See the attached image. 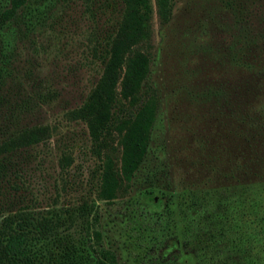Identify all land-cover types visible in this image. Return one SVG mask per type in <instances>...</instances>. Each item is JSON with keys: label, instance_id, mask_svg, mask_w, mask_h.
Returning a JSON list of instances; mask_svg holds the SVG:
<instances>
[{"label": "rangeland", "instance_id": "rangeland-1", "mask_svg": "<svg viewBox=\"0 0 264 264\" xmlns=\"http://www.w3.org/2000/svg\"><path fill=\"white\" fill-rule=\"evenodd\" d=\"M263 6L174 0L167 23L154 15L141 89L158 99L149 145L129 192L98 203L117 264H264V43L247 36L264 29ZM121 9L119 0L89 9L83 0H28L19 26L4 27L14 52L4 89L28 105L11 127L47 124L51 134L3 159L0 217L50 214L87 187L96 160L86 125L67 111L96 82L90 48ZM63 153L73 162L62 176Z\"/></svg>", "mask_w": 264, "mask_h": 264}, {"label": "trees", "instance_id": "trees-1", "mask_svg": "<svg viewBox=\"0 0 264 264\" xmlns=\"http://www.w3.org/2000/svg\"><path fill=\"white\" fill-rule=\"evenodd\" d=\"M27 1L8 0L0 8V113L10 104L0 118V167L8 154L44 142L51 134L47 124L11 127L28 105L24 100L17 103L13 89H4L14 72V52L3 30L19 26ZM92 1L83 0L86 8ZM119 1L122 9L115 25L102 30L90 48L99 61V76L83 102L67 111L69 120L86 125L96 160L87 187L50 214L22 209L1 216L0 264H117L115 253L103 244L98 203L129 192L146 154L158 109L156 94L141 91L153 55V17L167 23L174 6V0ZM247 36L248 42L264 43V29ZM72 162L70 154L61 155L62 176Z\"/></svg>", "mask_w": 264, "mask_h": 264}]
</instances>
